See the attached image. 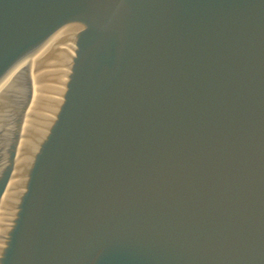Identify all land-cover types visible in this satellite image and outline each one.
I'll use <instances>...</instances> for the list:
<instances>
[{"label":"water","instance_id":"95a60500","mask_svg":"<svg viewBox=\"0 0 264 264\" xmlns=\"http://www.w3.org/2000/svg\"><path fill=\"white\" fill-rule=\"evenodd\" d=\"M0 264H264V0H0Z\"/></svg>","mask_w":264,"mask_h":264}]
</instances>
